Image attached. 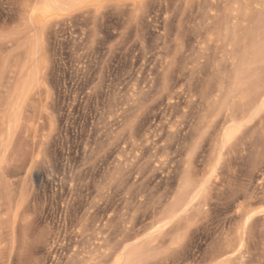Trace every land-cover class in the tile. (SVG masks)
Segmentation results:
<instances>
[{"label":"rangeland","instance_id":"obj_1","mask_svg":"<svg viewBox=\"0 0 264 264\" xmlns=\"http://www.w3.org/2000/svg\"><path fill=\"white\" fill-rule=\"evenodd\" d=\"M0 264H264V0H0Z\"/></svg>","mask_w":264,"mask_h":264},{"label":"bare ground","instance_id":"obj_2","mask_svg":"<svg viewBox=\"0 0 264 264\" xmlns=\"http://www.w3.org/2000/svg\"><path fill=\"white\" fill-rule=\"evenodd\" d=\"M44 5V4H43ZM42 5V6H43ZM47 6V5H46ZM45 8V7H44ZM41 9H43V8H41ZM34 10V9H33ZM33 12V11H32ZM46 14V12L45 11H43V10H38L37 11V14L36 15H38V16H44ZM46 16V15H45ZM36 17H33V19H35ZM45 17H43L42 19H44ZM36 20V19H35ZM41 20V19H40ZM259 54V53H258ZM32 73V72H31ZM31 76V75H30Z\"/></svg>","mask_w":264,"mask_h":264}]
</instances>
